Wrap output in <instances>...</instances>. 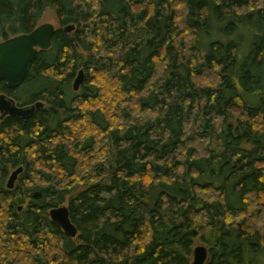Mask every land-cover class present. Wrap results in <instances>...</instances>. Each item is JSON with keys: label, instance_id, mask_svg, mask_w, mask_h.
Listing matches in <instances>:
<instances>
[{"label": "trees", "instance_id": "1", "mask_svg": "<svg viewBox=\"0 0 264 264\" xmlns=\"http://www.w3.org/2000/svg\"><path fill=\"white\" fill-rule=\"evenodd\" d=\"M46 9L50 47L0 80L43 103L0 119V264H191L199 232L204 264H264V0H0V41Z\"/></svg>", "mask_w": 264, "mask_h": 264}, {"label": "water", "instance_id": "2", "mask_svg": "<svg viewBox=\"0 0 264 264\" xmlns=\"http://www.w3.org/2000/svg\"><path fill=\"white\" fill-rule=\"evenodd\" d=\"M64 30L70 32L73 30V25L66 26ZM54 32L55 26L46 22L39 24L29 33L18 34L0 41V80L5 81L8 88H16L23 82L30 64L37 57L39 50H46L50 47ZM82 82L83 72L79 70L72 83L73 90L77 91ZM41 107H43L42 102L20 107L12 98L0 94V119L5 116H14L26 120ZM21 173V167L11 171L6 182L7 189L14 187L18 175ZM29 196L32 199H40L41 193L33 192ZM18 210H21V206L18 207ZM48 215L66 236L74 238L77 235V229L69 218L67 206L52 208ZM207 256V249L204 246H197L192 251L191 264H204Z\"/></svg>", "mask_w": 264, "mask_h": 264}, {"label": "rangeland", "instance_id": "3", "mask_svg": "<svg viewBox=\"0 0 264 264\" xmlns=\"http://www.w3.org/2000/svg\"><path fill=\"white\" fill-rule=\"evenodd\" d=\"M46 22H48V23H52L55 27L57 26V21H56V18H55V15H54V13L51 11V10H49V9H46L45 11H44V13L42 14V17H41V19H40V22H39V24H42V23H46ZM82 72H83V70H82ZM77 76V74L75 75V77ZM83 78H84V73H83ZM75 79V78H74ZM206 143V142H205ZM63 205H66V203L64 202L63 203ZM254 218V217H253ZM256 218V220H257V217H255ZM193 229H195V228H193ZM201 232H199L198 233V235L194 238V241H193V246H192V251H193V249L195 248V247H197V246H204L205 247V245L203 244V242L201 241V239H200V237H201V234H200ZM206 248V247H205ZM190 259H191V261H192V253H191V257H190Z\"/></svg>", "mask_w": 264, "mask_h": 264}, {"label": "bare ground", "instance_id": "4", "mask_svg": "<svg viewBox=\"0 0 264 264\" xmlns=\"http://www.w3.org/2000/svg\"><path fill=\"white\" fill-rule=\"evenodd\" d=\"M73 83V82H72ZM74 91V90H73ZM76 92V91H75ZM22 168V167H21ZM22 171H23V168H22ZM7 182V181H6ZM31 193H33V192H31ZM41 198V197H40ZM52 209V208H51ZM49 212V211H48Z\"/></svg>", "mask_w": 264, "mask_h": 264}, {"label": "flooded vegetation", "instance_id": "5", "mask_svg": "<svg viewBox=\"0 0 264 264\" xmlns=\"http://www.w3.org/2000/svg\"><path fill=\"white\" fill-rule=\"evenodd\" d=\"M22 34H24V33H22Z\"/></svg>", "mask_w": 264, "mask_h": 264}]
</instances>
